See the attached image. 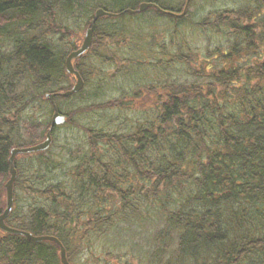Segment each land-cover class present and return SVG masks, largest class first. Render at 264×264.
<instances>
[{
    "label": "trees",
    "instance_id": "trees-1",
    "mask_svg": "<svg viewBox=\"0 0 264 264\" xmlns=\"http://www.w3.org/2000/svg\"><path fill=\"white\" fill-rule=\"evenodd\" d=\"M198 1L0 0V214L10 150L45 138L95 10L118 14L74 61L84 88L55 96L51 146L16 156L9 226L71 264L94 244L104 264H264V0ZM0 264L59 247L0 230Z\"/></svg>",
    "mask_w": 264,
    "mask_h": 264
},
{
    "label": "water",
    "instance_id": "water-1",
    "mask_svg": "<svg viewBox=\"0 0 264 264\" xmlns=\"http://www.w3.org/2000/svg\"><path fill=\"white\" fill-rule=\"evenodd\" d=\"M188 3H189V0L186 1L184 9H183L182 13H180V14H177V13H174L171 11L162 10L154 2H142L139 4V6L136 10L126 9L125 11L129 12V13H135V12H141V11L151 7V8H155L158 11H162L166 14H169V15L182 16L186 12ZM103 16L116 17V16H118V14L114 13V12H110V11H105L101 8H98L94 12V16L89 22V26L87 27V29L85 31L81 45L77 49L71 51L65 59L66 72L68 74H71L74 76L75 82L69 90L60 92L58 94H60L62 96H70L73 93L79 92L84 87V81H83L80 73L74 68L73 60L82 56L85 52H87L89 50V48L92 44V37H93L95 21L98 18L103 17ZM46 97L49 99V101L52 105L53 113L51 115L50 127H49L48 131L46 132L44 140L39 142V143L30 145V146L14 147L10 150V156L8 158L10 177L7 180V182L5 183L6 206H5L4 210L2 211V213L0 214V230H2L4 232H8V233L22 235V236L28 238L29 240L35 241V242H39V241H43V240L52 241V242L56 243L57 246L59 247L60 263L61 264H70L69 261L67 260L66 250H65L64 246L56 237L50 236V235H33L31 232H28L25 230H20V229L14 228L12 226H9L5 222L6 218L9 216V214L12 210V207H13V183H14V180L17 176V172H16V169L14 167V160H15L16 156L19 154L41 152V151H45L46 149H48V147L50 146L51 141H52V129H53V127L56 125H62L66 121V116L59 112V110L57 109V106L55 104V101H54L55 93L46 94Z\"/></svg>",
    "mask_w": 264,
    "mask_h": 264
},
{
    "label": "rangeland",
    "instance_id": "rangeland-1",
    "mask_svg": "<svg viewBox=\"0 0 264 264\" xmlns=\"http://www.w3.org/2000/svg\"><path fill=\"white\" fill-rule=\"evenodd\" d=\"M170 1V0H168ZM181 1V0H180ZM201 2L200 0L197 2L196 6H194V9L193 11H196V16H198L201 11L202 12H206L207 10H209V6H204L203 8H201ZM213 5H214V8L216 7H224V6H234V3L232 2H229V1H220V0H215L213 2ZM199 9H202V10H199ZM198 13V15H197ZM87 28V27H86ZM85 28V30H86ZM85 30L83 32H80L81 33V39H80V43H82V40H83V37H84V34H85ZM93 34H94V31H93ZM93 38V37H92ZM201 40V39H200ZM79 43V45H80ZM207 43H203L202 41H199L197 43V46H203V45H206ZM94 71H96V68L94 69ZM111 71V70H110ZM95 74H92L91 76L94 77ZM38 118V120H43L44 118V113L42 112L41 115L39 117H36ZM87 120H91V116H89V118ZM74 132L71 131V136H74ZM56 146L60 145V143L63 142L62 140V133L59 131V132H56ZM61 156H64L65 153H59ZM51 155V154H50ZM153 225V224H151ZM104 255L102 254V250L99 248V245L98 244H94L91 249H88L86 251H84L82 254H81V257H80V261H79V264H104ZM110 264H117V263H110ZM119 264V263H118Z\"/></svg>",
    "mask_w": 264,
    "mask_h": 264
},
{
    "label": "bare ground",
    "instance_id": "bare-ground-1",
    "mask_svg": "<svg viewBox=\"0 0 264 264\" xmlns=\"http://www.w3.org/2000/svg\"><path fill=\"white\" fill-rule=\"evenodd\" d=\"M182 13V12H181ZM177 14H180V13H177ZM185 14V13H184Z\"/></svg>",
    "mask_w": 264,
    "mask_h": 264
}]
</instances>
